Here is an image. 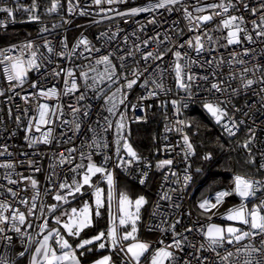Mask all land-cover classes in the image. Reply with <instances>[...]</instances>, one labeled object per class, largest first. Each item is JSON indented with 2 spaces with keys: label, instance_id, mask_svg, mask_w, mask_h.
Returning <instances> with one entry per match:
<instances>
[{
  "label": "snow or ice",
  "instance_id": "snow-or-ice-1",
  "mask_svg": "<svg viewBox=\"0 0 264 264\" xmlns=\"http://www.w3.org/2000/svg\"><path fill=\"white\" fill-rule=\"evenodd\" d=\"M127 2L128 0H90V4L85 6L80 3V0H75V2L67 0V10L70 14L78 12L79 15L87 16L90 15L87 9L91 5H95L99 9L97 15L104 13L101 19H112L113 17L107 15V13L125 17L137 16L141 13H154L160 9H164L168 13L182 9L184 18L188 21V32L195 34L184 39V30L179 29L176 32L178 39L174 41L167 30L162 34L163 39H160L161 33L157 32L156 35L141 41V44L133 45V50L120 55L118 57L120 61L119 69L111 59L115 53L109 52L100 55L95 60V65L103 64L105 66L103 73L90 76V72H97L96 67L92 64L82 66L79 76H77L73 68L65 69L59 67L51 73L54 77H60L62 74L65 76L62 93L64 96H75L77 92L80 93L75 96L77 103L86 98L85 93L81 91V87L85 90H96L105 79L111 83H119L123 79V85L117 87L116 92H113L111 96H107L105 99L106 103L112 102V106L107 109L112 115H116L117 104L115 97L117 93L121 95L119 103L124 104L127 99V91L139 83V86L147 90V97L156 96L158 94L157 90H165L162 78L169 70L174 72L176 86L187 92L191 97L193 95L192 87L197 79L209 81V75L201 76L193 72V65H197L200 68H211L215 65L216 68H219L221 64L225 63L222 57L219 60L211 56L201 59L203 53L211 54L221 47L228 48L229 46L240 45L243 42L241 34H243V40L248 42H253L252 32H255L257 37H264V0H258V6H250L248 0H212L211 3H206L204 0H196L195 4L191 5L192 11H189V5L185 3V0H155V2L149 0V3L144 6L133 7L126 11H119L110 7L111 5L126 4ZM102 5H108L109 7L105 8ZM176 5H181V9H177ZM61 7V0H51V6L46 8L45 12L53 14L58 12ZM233 10L250 12L257 19L249 22L243 14H230L233 13ZM16 11L26 12L29 22L40 21L37 0H32V4L28 7L20 5L18 0H16L15 8L6 5L0 6V13H6L9 18H13ZM214 21L213 27H206V25ZM99 22L93 21V23ZM164 22L166 21H158L155 16L147 20V24H156L158 26H162ZM175 23L174 21L173 24L175 25ZM248 23L251 24L252 31H249ZM3 24L4 22L0 21V25ZM53 27L55 28L56 25H53ZM145 27V24H141L139 30L143 31ZM47 31V27L40 29V33ZM214 33H219L220 35H214ZM106 35L107 33H101L102 37ZM116 35L117 33H113L109 39H113ZM127 39L125 36V43H127ZM222 40L225 43H221ZM152 43L156 44L155 50L150 48ZM43 47L47 49L48 53H54L61 59L66 58L69 61L76 57L77 50L81 48H83V51H80L79 56L84 59H89L88 56H84L85 52L89 54L100 52V49L93 47L89 39L83 34L67 53L65 51H56L51 46V42L47 40H45ZM63 48L68 49L66 38L63 42ZM180 49L187 50L182 52ZM121 51L123 50L121 49ZM192 51L197 54L196 58L191 56ZM13 52H18L19 54L12 55ZM248 52L249 50L245 49L244 54L247 55ZM26 53L27 58H25ZM137 53H139V59L136 58ZM169 54L172 55L173 60L169 68L166 69L162 65L164 58ZM231 55L233 60H235L237 54L232 53ZM129 58H132L135 64V67L131 68V79H129V66L125 63ZM46 59L47 57L42 54L38 56L37 46L31 40L0 50V66H2L3 74L9 83V88H23L29 82V72H40L45 66L44 60ZM141 61H143V64H141ZM236 62L245 63L243 60ZM228 63H231V61H228ZM262 70H264V65L260 64L255 65L251 70L245 67L242 69L241 79H245V74L249 71H252L253 75H255L256 72ZM146 73L148 74L147 76H145ZM210 75L217 76L218 73L213 70ZM142 77L144 79L141 81ZM231 78H235V76ZM78 80H83V85H80ZM255 83L264 85V76H261L259 80L246 79L244 87L250 88ZM30 87L35 91L23 96L22 99L25 103L36 99V115L29 118L28 125L24 128L25 141L28 143V147H33V145L38 143L49 144L53 139V129L51 127L42 132L40 136H34L32 132L33 129L35 132H41L42 126L54 123L53 117L60 118L57 116L58 105L53 106L40 102L41 99H52L53 97L58 99L60 93L55 85L46 88L39 81H32ZM212 90L216 92L224 91L221 87V82H210L209 91ZM103 91V88H99L100 93H103ZM233 91L235 92L236 90ZM260 92L264 93V86L260 88ZM3 94L0 91V95ZM138 99L144 100L146 97L141 96ZM171 103L176 107V101ZM222 103L227 104L228 101H220L216 104L205 102L203 105L217 124H221L223 119L228 116L226 108L220 106ZM69 107L74 114L80 112V108L76 106L69 105ZM131 107L136 108L138 105H132ZM176 111L179 113V107H176ZM25 113H27V109H25ZM88 114V111L83 112L85 117ZM62 115L63 112L60 111V116ZM15 119L19 125L21 123L20 116H16ZM61 122L63 124L69 123L66 120ZM105 123L107 125L104 129L105 131L113 128V126L115 127V154L117 157L115 167H131L133 163H138L142 158L133 149L125 134L124 113H120V118L115 122V125L107 117H105ZM178 123L183 125L185 122L181 120ZM242 123L243 121L237 123L234 119L229 118V122L224 123L222 126L229 136H235L239 131V124ZM80 128L81 123L75 122V131L78 132ZM166 131H169V129L166 128ZM182 139L186 149L185 157L194 155V148L188 135H184ZM68 140L70 141L71 137ZM255 140L256 130L255 128H249L248 138L241 147L247 150L248 153V159L245 163L252 166L257 165L256 154L251 147ZM93 146L99 151L108 145L93 138L92 142L87 144V147L92 148ZM121 151L125 153L124 156L120 155ZM77 153L78 155H75ZM94 154L93 152H84L72 147L57 155V166L63 167L67 165L68 168L66 170L72 172L73 176L71 181L67 177H59L55 171V166H50L53 171L48 177L50 186L45 189V194L50 195L55 201L52 204L39 201L40 191L38 181L34 175H24L16 171L17 166L24 164L25 161H0V169H4V172L0 174V180L5 181V183H0V249H3L0 252V264H18L19 259L24 258L29 253L31 255L28 264H81L77 252H79L80 256H83L85 252L92 251L91 246L93 245L98 249L107 247L112 253L123 254L121 264H232L231 258L234 256L237 257L235 264H241L239 259L241 256L244 257L242 264H264V179L237 174L233 177V187L231 189L217 191L214 196L206 197L198 203L197 207L201 210V214L211 221L216 211L226 203L227 198L235 196L240 199L238 205L227 208L220 215L221 220L231 222L226 226L208 223L199 229L185 228L187 233L198 232L203 238V242L196 241L195 238L189 239L188 236L178 232L176 225L180 224L181 220H176L167 227L156 225V228L162 233L171 232V243H165L164 239H160L157 242L159 247H156L151 242L141 241L138 238V222L141 219L140 210L147 203L146 198L141 195L133 201L124 192L116 193L114 173L107 167V161L111 157L105 155L103 162L97 164L93 160ZM13 155V153L8 151V145H0V157H12ZM259 155L261 162L255 168V171L264 176V149L259 150ZM210 158V155L204 157L206 160ZM77 159H79V163H76ZM26 163L33 173L41 171L40 167L36 166L35 161L29 159ZM172 164V159H164L158 161L156 167L160 169ZM147 166L150 167V165ZM98 175L100 179L93 183V178ZM172 175L175 176L177 174L173 172ZM146 177L147 172H142L139 182L144 184ZM183 179L186 183L190 180V177L185 175ZM100 183H106V194L105 189L99 186ZM86 187L91 189L93 198L91 203L86 200L79 209L73 207L70 210L62 211L59 216L54 215L58 208L71 203L77 196L87 194L85 192ZM29 188L32 190L31 196L21 195V193L27 192ZM172 191H176V189H172ZM161 199L171 200L172 197L165 192ZM249 204H251V207H249ZM113 205H116L115 211H113ZM105 207H107L109 213V228L107 232L100 231L95 236L81 239V233L92 226L93 215L96 217L101 216V209ZM173 207L179 208L180 205L174 204ZM49 215L52 216L55 224L59 225V227L49 228ZM188 215L190 216L191 213H188ZM62 217H67V219H62ZM35 221H39V223H34ZM166 223V221H161V224ZM236 225H241L242 227ZM33 228L39 229L36 232L38 239L33 238L31 232ZM120 228L125 230L121 232ZM15 238L20 240L23 250L17 252L15 258H13V256L9 255V252L13 249ZM69 238L79 241L75 244V247H73ZM243 241H248V243L242 244ZM257 242L260 245L259 247L256 246ZM33 244L36 245L34 251H32ZM226 245L240 246L235 247L233 251L227 249ZM221 249H224V254H221ZM205 252L213 253L214 256L204 255L203 253ZM257 256L259 258H256ZM94 264H114V262L111 255H105L96 260Z\"/></svg>",
  "mask_w": 264,
  "mask_h": 264
},
{
  "label": "built area",
  "instance_id": "built-area-1",
  "mask_svg": "<svg viewBox=\"0 0 264 264\" xmlns=\"http://www.w3.org/2000/svg\"><path fill=\"white\" fill-rule=\"evenodd\" d=\"M18 2L24 7H28L32 4V0H18ZM37 2L39 4V22H29L28 14L23 11H16L13 18H9L6 13H0V21L4 22L3 25H0V37L8 30L17 26L18 23L25 24L23 28L27 32V36L24 38L0 43V50L8 49L13 45H20L25 41L31 40L37 46L38 56L42 54L44 57H47V59L44 60L45 66L40 72H29V82L26 83L23 88L16 87L10 89L9 83L3 74L2 66H0V91L4 93L3 95H0V145H8V151L14 154L12 157H0V161H25L24 164L17 166L16 171L21 172L24 175H34L35 179L38 181L40 191L39 201H43L46 204H52L55 203V201L50 195L45 194V189L50 186L48 177L53 171V168L50 166H55V171L59 177H67L68 180L71 181L73 176L72 172L66 170L68 168L67 165L63 167L57 166V155L59 153L72 147H75L78 150H83L84 152H93L95 153L93 155V160L97 164L102 163L104 156L107 155L111 157V159L107 161V167L114 173L116 193H118V176L126 178L137 186L152 190V199L147 206L146 214L141 225L144 231L156 233V237L146 240L147 242H151L156 247H159L157 242L160 239H164L165 243H171V232L162 233L156 228V225L167 227L176 220H181V223L176 225V230L178 232L188 236L189 239L195 238L196 241L203 242V238L198 232L187 233L185 232V228L190 227L199 229L201 226H206L208 223L220 221L219 215L222 213L214 215L212 220L209 221L206 216L201 214V210L197 205L202 199L212 197L217 191L223 189L215 190L206 194L204 198L197 199L196 201L193 200L195 191L199 186V183L196 181V173L199 172L200 168L195 165V154L188 155L187 158L185 157L186 149L183 145V136L188 135L189 140L192 143L191 134L186 125L185 113L193 107H199L208 114L215 124H217L215 119L207 112L203 105L205 102L216 104L220 101H228L227 104L222 103L220 105L221 107L226 108L228 116L223 119L221 124L217 125L228 135L222 125L228 123L229 118L234 119L237 123L243 121L242 124H239V131L236 134H242L245 140L248 138V129L255 128L256 140L251 147L257 153L258 167L261 162L259 150L264 149V93L260 92V88L264 85L255 83L250 88H245L244 83L246 79L259 80L261 76H264V70L256 72L255 75H253L252 71H249L245 74V79L243 80L241 79V75L242 69L245 67L251 70L257 64L264 65V37H257L255 32H252L253 42H248L247 40H243V34H241L243 42L240 45H233L228 48L221 47L211 54L207 52L203 53L201 59L209 58L211 56L216 57L219 60L222 57L225 63L221 64L219 68H216L215 65L211 68H200L197 65H193L192 71L201 76L209 75V81L197 79L193 84V95L191 97L187 92L176 86L174 72L169 70L162 78L165 90H157L158 94L156 96L147 97V90L139 86V83L134 85L131 90L127 91V99L124 104L119 103L121 95L120 93H117L115 97L117 104L115 110L116 115H112L107 111V109L112 106V102L109 101L106 103L105 99L107 96H111L113 92H116L117 87L123 85V79H121L119 83H111L105 79L104 82L99 84L96 90H85L81 87V91L85 93L86 98L77 103L75 96H78L80 93L77 92L75 96H64L62 93L64 90L63 81L65 76L62 74L60 77H54L51 73L59 67L65 69L73 68L76 71L77 76H79L82 66L88 64H92L97 70L96 73L90 72V76L96 75L97 73H103L105 66L103 64L95 65V60L98 59L100 55L109 52L115 53L111 59L119 69L120 61L118 57L120 55H124L127 51L133 50V45L141 44V41L156 35L157 32L161 33L160 39H163L162 34L167 30L175 41L178 39L176 32L179 29H183L185 32L184 39H187L188 36L194 35L195 33L188 32V21L184 18L181 5H176V8L181 10L172 13H168L164 9H160L154 13H141L137 16L125 17L115 16L114 13H107V15L112 16L113 18L101 19L104 13L97 15L99 9L95 5H91V7L87 9L90 15L82 16L79 15L78 12L74 14L68 12L67 0H61L62 7L58 12L53 14L45 12V9L51 6V0H37ZM73 2H75V0H73ZM152 2H155V0H152ZM195 2L196 0H185V3L189 5V11H192L191 5L195 4ZM204 2L211 3L212 0H204ZM80 3L87 6L90 4V0H80ZM147 3H149V0H128L126 4L111 5L110 7L119 11H126L133 7L144 6ZM248 3L250 6H258V0H248ZM5 5L15 8L16 0H0V6ZM102 7L107 8L109 6L102 5ZM230 14H243L249 22L253 19H257V17H253L250 12L247 11L240 12L233 10V13ZM152 16H155L158 21L166 22L162 23V26L147 24V20ZM65 21H67V23H65ZM93 21L100 22L93 23ZM174 21L176 22L175 25L173 24ZM141 24L146 25L143 31L139 30ZM214 24L215 21L206 25V27H213ZM53 25H56V27L54 28ZM42 27H47L48 31L40 33ZM247 27L249 31H252L250 23H248ZM101 33H107V35L102 37ZM113 33H117V35L110 40L109 37H111ZM81 34L89 39L93 47L100 49L99 53L93 52L89 54L85 52L84 56H88L89 59H84L79 56V53L80 51H83V48L78 49L76 57L69 61L66 58L61 59L54 53H48L47 49L43 47L45 40H47L51 42V46L56 51H65L67 53V51H70L72 45H74L81 37ZM214 35L220 34L214 33ZM125 36L128 38L127 43L124 41ZM65 38L68 44V49L63 48ZM221 43H225V41L222 40ZM150 48L151 50H155L156 44L152 43ZM121 49L123 51H121ZM245 49L249 50L247 55L244 54ZM180 50L183 52L187 49ZM232 53L237 54L235 60H233ZM18 54V52L12 53V55ZM191 56L196 58L197 54L192 51ZM25 58H27V53ZM136 58L139 59V53H137ZM172 60L173 57L169 54L164 58L162 66L166 69L169 68ZM239 60H243L245 63H237L236 61ZM228 61H231V63H228ZM125 63L129 66V79H131V68L135 67V64L133 63L132 58H129ZM141 64H143V61H141ZM153 67H155V65H153ZM213 70L218 73L217 76L210 75ZM147 75L148 74L146 73L145 76ZM232 76H235V78H231ZM143 79L144 78L142 77L141 81ZM32 81H39L46 88L52 87L53 85L56 86L60 93L59 98L57 99L53 97L52 99H41L40 102L53 106L58 105L59 109L57 111V116L60 118L57 119L56 117H53L54 123L42 126L41 132H35L33 129L32 135L40 136L42 132L51 127L53 129V139L51 143H38L33 145V147H28V143L25 141L24 128L27 127L29 118L36 115L37 101L36 99H32L29 103H25L22 97L35 91L30 87ZM89 82L91 83V81ZM210 82H221V87L224 91H209ZM78 83L83 85V80H78ZM99 88L104 89L103 93L99 92ZM233 90L236 91L234 92ZM141 96H145L146 99L139 100L138 98ZM172 101L177 102L176 107H179V113H177L176 107L171 103ZM69 105L80 108V112L74 114ZM132 105H138V107L133 108L131 107ZM185 105H187V107H185ZM25 109H27V113H25ZM60 111L63 112L62 116H60ZM84 111H88V116L85 117L83 115ZM120 113H124L125 116V134L128 137L129 143L142 158L138 163H133L131 167H115L117 163V157L115 154V127L113 126V128L108 131L104 130L105 127H107L105 117L111 120L113 125H115V122L120 118ZM16 116H20L21 118V123L19 125L16 122ZM153 116L159 118V129L157 131L155 148L139 151L132 144L135 127L148 122L150 117ZM64 120L69 121V123L63 124L61 121ZM181 120L185 122L183 125L178 123V121ZM75 122L81 123V128L78 132L75 131ZM166 128L169 129V131H166ZM13 133H15V135H13ZM69 137H71L70 141L68 140ZM93 138H96L101 143H106L108 146L106 148H101L99 151H97L95 146L88 148L87 144H90ZM61 141L68 142L62 143ZM75 155H78V153ZM120 155L124 156L125 153L121 151ZM29 159L36 162V166L41 169L40 172L33 173L32 169L27 166L26 161ZM164 159H172L173 164L158 169L156 167L157 162ZM79 162V159H77L76 163ZM85 163H87V161H85ZM147 165H150V167ZM145 171L147 172V177L145 183L141 184L139 182L141 174ZM3 172L4 169H0V174ZM173 172L177 175H172ZM185 175L190 177V180L186 183L183 179ZM235 175L237 174H234L233 177ZM252 177L256 179H264V176L261 174ZM0 183H5V181L0 180ZM102 184L106 193L107 185L106 183ZM172 189H176V191H172ZM165 192L172 197L171 200L161 199ZM21 195L31 196V188H29L27 192L21 193ZM258 195L260 194L258 193ZM236 198L237 200L233 202L232 206L240 203L239 197ZM174 204H179L180 207L174 208ZM157 205H159V207H157ZM249 207H251V204H249ZM115 208L116 205H113V211H115ZM188 213H191V215L189 216ZM107 215L109 217L108 210ZM161 221H166L167 223L161 224ZM34 223L38 224L39 221H35ZM37 231H39L38 228H33L31 230L34 239L38 238L36 237ZM10 234L14 235L12 233ZM246 243H248V241L242 242V244ZM239 246L240 245H226V248L234 251L235 247ZM256 246H260L258 242L256 243ZM14 248H17L20 251L23 250L18 238L14 239L13 249L9 252V255L12 256ZM2 251L3 249H0V252ZM108 251L110 252V250ZM220 251L221 254H224V249H221ZM110 254L114 264H121L123 254L112 252H110ZM203 254L214 256L213 253L208 252ZM256 258L259 257L257 256ZM239 259L242 264L244 257L241 256ZM236 260L237 257H232V264H235Z\"/></svg>",
  "mask_w": 264,
  "mask_h": 264
},
{
  "label": "trees",
  "instance_id": "trees-1",
  "mask_svg": "<svg viewBox=\"0 0 264 264\" xmlns=\"http://www.w3.org/2000/svg\"><path fill=\"white\" fill-rule=\"evenodd\" d=\"M25 24L18 23L13 29L8 30L0 37V43H6L16 39L24 38L27 36L26 30L23 28ZM186 125L191 134V140L195 148L194 162L200 170L196 173V181L199 183L195 191L193 200L201 199L204 195L209 194L218 189H231L233 187V175H246L258 176L259 173L255 171L256 166L245 163L248 159L247 150L241 145L244 143L245 138L242 134L238 133L235 136L227 135L211 118L199 107H193L185 113ZM159 129V118L156 116L150 117L149 121L137 125L135 127L134 136L132 138L133 146L139 151L150 150L155 148L157 131ZM258 164V156L256 151ZM206 155H210V159H204ZM99 180V176L93 178ZM118 191H129L132 196L141 195L145 193L148 196V203L152 199V190L142 188L136 184L131 183L129 180L122 176H118L117 181ZM237 200L235 196L229 197L227 201L234 202ZM147 203V205H148ZM67 205V204H65ZM63 205V206H65ZM59 208L57 209V211ZM56 211V212H57ZM106 207L103 208L101 216L92 224L91 227L85 229L81 236H92L100 231H105L106 227ZM51 223V215H50ZM49 223V224H50ZM144 231L139 223L138 238H142ZM109 248L99 249L90 253V257L94 254H101ZM20 250L14 248L12 256ZM18 264H27V256L20 258Z\"/></svg>",
  "mask_w": 264,
  "mask_h": 264
},
{
  "label": "crops",
  "instance_id": "crops-1",
  "mask_svg": "<svg viewBox=\"0 0 264 264\" xmlns=\"http://www.w3.org/2000/svg\"><path fill=\"white\" fill-rule=\"evenodd\" d=\"M129 192V191H128ZM127 191L125 192L127 195L131 196V197H135V196H132V194L128 193ZM141 195H143L146 200H147V203H148V196L145 194V193H142ZM147 203L141 208L140 210V216H141V219L140 221L138 222V229H139V223L143 221V218L146 214V209H147ZM149 204V203H148ZM61 210V208H59V210L57 212H59ZM55 212V214L57 213ZM54 214V215H55ZM106 217H107V221H106V227H105V232H107V229L109 228V217L107 215V211H106ZM94 224V223H92ZM220 225V224H219ZM221 226V225H220ZM59 227V225L55 224L54 220L52 219V216H51V223L49 224V228H57ZM142 227V225H141ZM125 229L124 228H120V231L123 232ZM61 231H63V229H61ZM46 234V233H45ZM98 234V233H97ZM96 235V234H95ZM95 235H92V236H95ZM138 235H139V231H138ZM92 236H87V237H83L81 236V239H86V238H89V237H92ZM156 237V233H153V232H144V234L142 235V238L140 237L139 239L141 241H146L148 239H152V238H155ZM39 238H42V237H39ZM38 239V238H37ZM143 239V240H142ZM70 242L73 244V247H75V244L78 243L79 241L78 240H73L72 238H69ZM127 243V242H125ZM36 245L33 244L32 245V251H34ZM92 247V251H98L99 249L93 245L91 246ZM91 252H85V254L83 256H80L79 252H77V256L80 258V261H81V264H94V262L100 258H102L103 256L105 255H111L109 251H104L102 252L101 254H97V255H93L92 257H90V253ZM30 255L31 253H29V255H27V264H28V261L30 259Z\"/></svg>",
  "mask_w": 264,
  "mask_h": 264
},
{
  "label": "rangeland",
  "instance_id": "rangeland-1",
  "mask_svg": "<svg viewBox=\"0 0 264 264\" xmlns=\"http://www.w3.org/2000/svg\"><path fill=\"white\" fill-rule=\"evenodd\" d=\"M99 176V175H98ZM98 180L97 179H95V182H94V180H93V183H96ZM100 187H102V188H104V186H103V184L102 183H100V185H99ZM105 189V188H104ZM85 192L87 193V194H85V195H83V196H77V198L75 199V200H73V201H71V203H69V204H67V205H65V206H62L61 207V210L59 211V212H57L55 215L56 216H59L60 214H61V212L62 211H64V210H70L71 208H73V207H75V208H77V209H79L80 207H82V205H83V203H84V201H89L90 203H91V201H92V196H91V189H87V187L85 188ZM119 192H126V191H123L122 189L121 190H119L118 191V193ZM106 194V193H105ZM129 196V195H128ZM138 196H141V195H137V196H135V197H131V196H129L133 201L135 200V198L136 197H138ZM205 197V195L202 197V198H204ZM232 202H230V201H226V203L223 205V206H221L219 209H218V211H216V214H221V213H224L225 211H226V209L227 208H229V207H231L232 206ZM102 210L103 209H101V212H102ZM106 211H107V207H106ZM215 214V215H216ZM100 217V216H99ZM99 217H96L95 215H93V223H95L97 220H98V218ZM219 217H220V215H219ZM62 219H67V217H62ZM213 223H216V224H220L221 226H226L228 223H231V222H227V221H224V220H221L220 219V221L219 222H213ZM236 226H238V227H242L241 225H236Z\"/></svg>",
  "mask_w": 264,
  "mask_h": 264
}]
</instances>
